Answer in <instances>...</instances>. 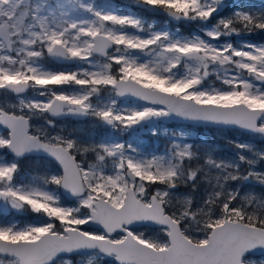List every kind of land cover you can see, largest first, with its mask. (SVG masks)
I'll return each instance as SVG.
<instances>
[{"label": "snow or ice", "instance_id": "1", "mask_svg": "<svg viewBox=\"0 0 264 264\" xmlns=\"http://www.w3.org/2000/svg\"><path fill=\"white\" fill-rule=\"evenodd\" d=\"M254 36L264 0H0V264H264Z\"/></svg>", "mask_w": 264, "mask_h": 264}, {"label": "rangeland", "instance_id": "2", "mask_svg": "<svg viewBox=\"0 0 264 264\" xmlns=\"http://www.w3.org/2000/svg\"><path fill=\"white\" fill-rule=\"evenodd\" d=\"M117 2H120V0H117ZM262 0H226V3H238L241 5L244 4H256L259 6L261 4ZM149 22H155L157 24L162 23V21L158 17H146ZM258 37V36H257ZM251 39V38H250ZM253 40V39H252ZM254 42H264V40L257 41L253 40ZM65 126L68 128H77L82 130V134H88L92 133L96 135L97 137L102 133V129H94L91 127V125L88 122L85 121H76V122H64ZM164 127L168 128L169 131H180V130H188L191 132V139L193 142L197 144H205L208 146L215 147L217 150V153L219 155L223 156H230L234 149L232 148L231 145L227 143V140L233 139L239 142H252V143H257L256 141L251 140L250 138L242 135L238 131H218L215 128H209V127H192L191 129H185L183 125H169ZM96 131L98 134H96ZM149 135V134H145ZM150 136V135H149ZM165 137H159V138H152L151 141L149 142L153 146L159 145L160 147H163ZM29 166H31L32 162H28ZM21 219H25V217H21ZM143 231H149V229H141ZM252 259H264V256H250Z\"/></svg>", "mask_w": 264, "mask_h": 264}, {"label": "trees", "instance_id": "3", "mask_svg": "<svg viewBox=\"0 0 264 264\" xmlns=\"http://www.w3.org/2000/svg\"><path fill=\"white\" fill-rule=\"evenodd\" d=\"M255 40H262L264 39V36H254ZM96 134H98V132L96 131ZM144 139L148 141V143L151 141L152 137L151 136H144Z\"/></svg>", "mask_w": 264, "mask_h": 264}, {"label": "water", "instance_id": "4", "mask_svg": "<svg viewBox=\"0 0 264 264\" xmlns=\"http://www.w3.org/2000/svg\"><path fill=\"white\" fill-rule=\"evenodd\" d=\"M172 122L181 123L179 121H167L165 123H172ZM249 255H254V256L264 255V251H258V252H255V253H252V254H249Z\"/></svg>", "mask_w": 264, "mask_h": 264}, {"label": "flooded vegetation", "instance_id": "5", "mask_svg": "<svg viewBox=\"0 0 264 264\" xmlns=\"http://www.w3.org/2000/svg\"><path fill=\"white\" fill-rule=\"evenodd\" d=\"M146 17H150V15H147ZM69 122H73V123H74V122H76V121H69Z\"/></svg>", "mask_w": 264, "mask_h": 264}]
</instances>
